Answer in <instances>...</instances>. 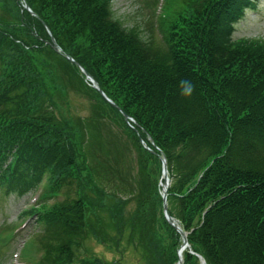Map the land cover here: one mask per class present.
I'll list each match as a JSON object with an SVG mask.
<instances>
[{
  "label": "trees",
  "instance_id": "1",
  "mask_svg": "<svg viewBox=\"0 0 264 264\" xmlns=\"http://www.w3.org/2000/svg\"><path fill=\"white\" fill-rule=\"evenodd\" d=\"M23 1L31 12L0 0V198L40 189L21 215L35 226L27 263L117 264L94 255V240L177 264L163 157L169 213L191 251L264 264V40L234 39L257 0H169L153 25L132 27L115 0ZM71 95L87 98V116ZM13 232L0 224V264Z\"/></svg>",
  "mask_w": 264,
  "mask_h": 264
},
{
  "label": "rangeland",
  "instance_id": "2",
  "mask_svg": "<svg viewBox=\"0 0 264 264\" xmlns=\"http://www.w3.org/2000/svg\"><path fill=\"white\" fill-rule=\"evenodd\" d=\"M148 1L115 0L113 3L115 17L121 19L127 27L137 24L143 26L154 11L157 14L162 7L166 9L169 4V0H151L152 3L156 2L154 5H150ZM154 32L158 37L159 35L155 29ZM259 35L264 38V0H257L256 10L251 9L247 11L245 18L237 24L234 39L254 38ZM70 100L73 114L87 116L88 101L86 97L71 95ZM39 190L37 189L22 198L15 196L7 199L0 198V224L4 221L5 224L13 225L14 231L17 229L16 239L7 251L8 256L5 259V264H16L19 259L24 264H28L21 254L26 240L34 233L35 227L32 220L28 217L21 218V214L24 210H28L32 205L34 206L38 203L36 196L40 195ZM131 207L133 208V204ZM87 247L91 249L95 256L106 258L108 262L114 261L117 264H146V261L141 258L136 249L133 250V247L125 249V242L121 243V249L118 250L112 246L101 247L94 240L88 241ZM38 257L39 255H37Z\"/></svg>",
  "mask_w": 264,
  "mask_h": 264
},
{
  "label": "water",
  "instance_id": "3",
  "mask_svg": "<svg viewBox=\"0 0 264 264\" xmlns=\"http://www.w3.org/2000/svg\"><path fill=\"white\" fill-rule=\"evenodd\" d=\"M53 43H54V40H53ZM86 76L89 77L88 75H86ZM100 92H101V91H100ZM101 93H102V92H101ZM125 118H127V117L125 116ZM164 212H165V215H166V217L168 218L169 222H170L171 224H173V220L169 218L168 213H167V205H166L165 199H164ZM184 244H185V245L187 244V239H186L185 236H184ZM179 262H180V264H181V261H179Z\"/></svg>",
  "mask_w": 264,
  "mask_h": 264
},
{
  "label": "clouds",
  "instance_id": "4",
  "mask_svg": "<svg viewBox=\"0 0 264 264\" xmlns=\"http://www.w3.org/2000/svg\"><path fill=\"white\" fill-rule=\"evenodd\" d=\"M190 90V89H189Z\"/></svg>",
  "mask_w": 264,
  "mask_h": 264
}]
</instances>
